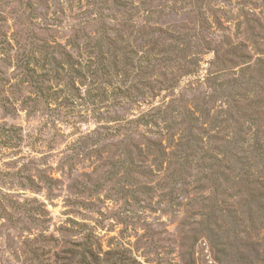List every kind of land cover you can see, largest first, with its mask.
Returning a JSON list of instances; mask_svg holds the SVG:
<instances>
[{"label":"rangeland","instance_id":"374dc122","mask_svg":"<svg viewBox=\"0 0 264 264\" xmlns=\"http://www.w3.org/2000/svg\"><path fill=\"white\" fill-rule=\"evenodd\" d=\"M0 264H264V0H0Z\"/></svg>","mask_w":264,"mask_h":264}]
</instances>
